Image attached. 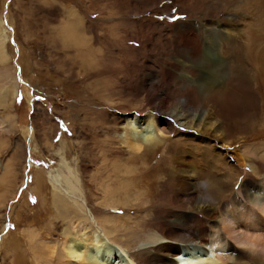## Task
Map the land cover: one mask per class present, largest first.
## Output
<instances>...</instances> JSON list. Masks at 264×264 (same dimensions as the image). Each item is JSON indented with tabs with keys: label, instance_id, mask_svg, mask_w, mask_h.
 <instances>
[{
	"label": "rangeland",
	"instance_id": "1",
	"mask_svg": "<svg viewBox=\"0 0 264 264\" xmlns=\"http://www.w3.org/2000/svg\"><path fill=\"white\" fill-rule=\"evenodd\" d=\"M238 9L247 16L241 22L244 43L247 48L253 46L248 59L251 82L245 87L235 77L227 79L224 108L215 115L230 137L229 150L219 144L214 150L224 163L219 174L225 176V191L217 193L215 185L211 190L217 202L226 201L243 181L258 179L254 167L264 171V0H251ZM230 10L223 4L213 9L209 0H0V28L5 35L0 91L8 72L17 86L14 96L0 105V264H64L60 250L65 230L81 235L89 227L99 230V235L105 227L112 232L110 236L103 233L106 240L127 244L130 253L146 263L150 248H140V243L150 241L153 232L164 231L169 211L181 209L156 174L157 167L174 150L171 142H189L196 148L195 158L200 156L196 146L209 142L170 118L167 134L154 131L162 143L149 160L151 203L144 202V187L121 181L130 177L120 174L121 166L118 173L100 168V173H108L109 186L123 187L116 199L128 202L112 208L101 204L107 196L101 190V177L94 179V158H108L124 145L111 132L105 138L102 129L112 122L123 127L129 114L154 113L157 92L147 90L143 78L145 62H149L163 83L172 81L168 70L175 43L164 37V31L170 34L179 22H183L180 28L187 29L191 22L216 21ZM68 23L75 26L74 37L80 38L73 45L66 40L69 36L61 34L62 29H70ZM178 95L171 91L169 97ZM98 140L105 143L100 145ZM237 140L255 149L243 162L236 155L243 147L237 146ZM62 143L63 148L68 146L66 160L82 180L83 191L75 197L83 206H73L66 196L59 198L60 206H54L44 174L57 167L56 149ZM129 155L127 149L114 154L118 159ZM41 176L36 194L34 182ZM107 217L110 222L105 221ZM116 254L123 251L118 249ZM114 258L115 262L121 259Z\"/></svg>",
	"mask_w": 264,
	"mask_h": 264
},
{
	"label": "bare ground",
	"instance_id": "2",
	"mask_svg": "<svg viewBox=\"0 0 264 264\" xmlns=\"http://www.w3.org/2000/svg\"><path fill=\"white\" fill-rule=\"evenodd\" d=\"M250 1L209 0V6L213 9L223 4L231 10L216 21L191 22L187 29L180 28L183 22H179L170 34L164 31V37L170 38L175 43L170 58L172 65L168 70L172 81L163 83L160 72L149 62H145L143 78L146 89L157 92L156 106L152 108L154 113L129 114L124 117L123 127L112 122L110 126L102 129L105 138L108 132H111L110 134H114V138H119L120 143L125 147L119 146L120 148L112 150L108 158L99 155L94 158L96 164L100 162V165L95 164L94 179L101 177L104 185L101 190L105 197L107 196V201L101 204L112 208L118 204L126 206L128 202L116 199V193L122 191L123 187L115 189L109 186L110 182L106 178L108 173H100V168L108 172L115 170L118 173L121 166L123 173L120 171V174L130 175L129 180L126 177L127 180L120 178L121 181L130 182L138 188L144 187L147 196L144 202L151 203L148 198L151 197L150 178L153 175L149 160H152L150 159L152 153L162 143L154 131L162 136L167 134L171 125L170 118L176 126L185 130H195L199 133L198 137L202 138V142L206 140L209 142L196 146L200 153L198 158H195L198 155L194 150L196 148L189 142L180 143L176 140L169 144L174 150L169 153L167 160L163 159L160 162L156 174L164 179V185L171 189L172 196L176 198L177 205H181V209L180 212L169 211L168 218L163 220L164 231L153 232L150 241L140 243V248H150L145 264H264V171L258 166L254 167L253 172L258 175V179L243 181L226 201L217 202L215 200L217 194L211 193L212 188L215 187L217 193L225 191L222 186L225 176L219 174L223 171L224 163L214 150L218 144L227 149L230 145L226 144L230 137L224 122L216 119L215 115L224 108L223 98L226 96L230 77H235L245 87L251 82L248 59L253 46L247 48L244 43L245 29L241 22L247 16L244 11L238 9ZM68 24L73 30L62 29V26L64 33L61 34L69 36L66 40L71 44L74 41L79 42L80 38L74 37L75 26L71 28L72 24ZM185 25L184 23L183 26ZM3 32L0 28L2 36L0 58L5 40ZM10 75L9 72L7 76L5 75L7 79L3 86L1 85L0 105L8 101L7 97L11 98L15 94L17 86L12 82L13 78ZM171 91L178 92L179 95L170 98ZM34 135L36 133H33ZM99 142L100 145L105 143L103 140ZM63 143L56 149L59 154L57 167L49 169L44 174L45 179L52 188L54 206H60L59 198L64 196L70 198L73 206H83L75 197L83 191V183L75 167L66 160L64 150L67 145L63 148ZM83 143L84 141L81 145ZM237 143L239 148L243 146V150L241 148V152L237 150L236 153L242 162L246 157L253 155L254 148L244 146L239 140ZM178 146L182 147L178 149ZM121 149L125 151L127 149L130 155L123 159L116 158L114 154L119 153ZM230 174L232 175V172ZM42 179V176L37 177L34 182L36 194ZM105 221L110 222V217ZM91 228L89 227V231L81 235L75 232L71 234L70 231L65 230V241L60 250V253L65 255L64 264H142L133 253H130L127 244H119L117 240L112 242L106 240L104 234L110 236L111 231L104 227L102 228L104 234L99 235V230ZM118 249L123 251L122 255L116 254ZM50 251L52 255L53 249ZM115 256L121 259L115 262Z\"/></svg>",
	"mask_w": 264,
	"mask_h": 264
}]
</instances>
